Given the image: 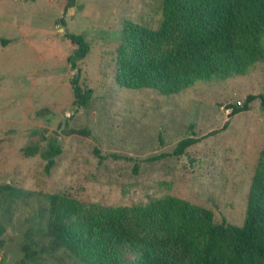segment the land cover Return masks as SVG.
Returning a JSON list of instances; mask_svg holds the SVG:
<instances>
[{
    "label": "rangeland",
    "instance_id": "374dc122",
    "mask_svg": "<svg viewBox=\"0 0 264 264\" xmlns=\"http://www.w3.org/2000/svg\"><path fill=\"white\" fill-rule=\"evenodd\" d=\"M65 3L0 0V264H83L62 250H41L47 239L38 212L58 191L94 211L175 195L211 209L217 223L241 225L264 152V107L257 97L248 110L228 114L248 95H264V56L243 75L171 95L120 87L122 27L131 20L158 28L162 0H75L66 10ZM65 32L84 35L90 46L77 62L80 86L92 89L86 107L73 103L77 72L67 58L76 45ZM51 136L61 152L46 172L40 152ZM187 136L199 141L174 155ZM31 145L38 151L28 155Z\"/></svg>",
    "mask_w": 264,
    "mask_h": 264
},
{
    "label": "trees",
    "instance_id": "16d2710c",
    "mask_svg": "<svg viewBox=\"0 0 264 264\" xmlns=\"http://www.w3.org/2000/svg\"><path fill=\"white\" fill-rule=\"evenodd\" d=\"M74 4L75 0H66L64 9ZM64 35L76 45L67 58L77 72L70 79L73 103L86 107L92 89L80 86L77 62L90 46L82 34ZM263 37L264 0H162L158 28L125 21L115 82L124 88H150L171 95L198 81L243 75L264 56ZM257 97L264 107L263 94H250L228 115L248 110ZM198 141L184 137L172 153L182 155ZM24 150L33 155L38 146ZM60 152L51 136L40 152L46 172ZM38 217L47 239L41 250H62L83 264H264V152L251 178L241 225L217 223L211 209L175 195L132 208L105 206L94 211L58 191L47 194ZM125 249L135 257L126 258ZM22 250L28 259L35 253L29 244Z\"/></svg>",
    "mask_w": 264,
    "mask_h": 264
},
{
    "label": "water",
    "instance_id": "95a60500",
    "mask_svg": "<svg viewBox=\"0 0 264 264\" xmlns=\"http://www.w3.org/2000/svg\"><path fill=\"white\" fill-rule=\"evenodd\" d=\"M63 125H64V121L62 122L61 127H63Z\"/></svg>",
    "mask_w": 264,
    "mask_h": 264
},
{
    "label": "built area",
    "instance_id": "2783aa9c",
    "mask_svg": "<svg viewBox=\"0 0 264 264\" xmlns=\"http://www.w3.org/2000/svg\"><path fill=\"white\" fill-rule=\"evenodd\" d=\"M238 104H241L240 101H238Z\"/></svg>",
    "mask_w": 264,
    "mask_h": 264
}]
</instances>
